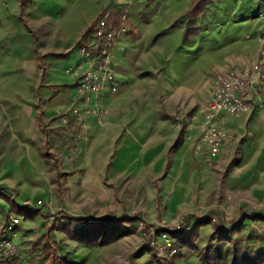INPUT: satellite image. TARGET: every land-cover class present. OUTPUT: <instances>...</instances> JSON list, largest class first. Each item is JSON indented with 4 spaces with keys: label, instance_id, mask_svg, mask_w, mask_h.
I'll return each mask as SVG.
<instances>
[{
    "label": "rangeland",
    "instance_id": "1",
    "mask_svg": "<svg viewBox=\"0 0 264 264\" xmlns=\"http://www.w3.org/2000/svg\"><path fill=\"white\" fill-rule=\"evenodd\" d=\"M194 1L77 0L66 9L67 17L78 21L82 17L86 22L95 16L97 6L107 2L112 5L126 3V6L115 8L110 5L105 9L110 13L120 10L130 17L131 8L134 15H140L138 19L143 24L152 22L143 28L145 38L142 43L144 47L156 45L159 65L163 68L161 76L168 81L173 75L182 78L187 68L207 71L209 60L217 57L223 48L236 41L242 43L247 36L264 31V0H209L203 14L191 20L186 13ZM102 12L98 18L103 16ZM125 31H120L117 36L116 50L123 49L112 56L113 62H122V65H127L124 54L135 42L130 35H125ZM261 53L264 54L263 49ZM37 59L39 71L30 84L0 85V242L10 219L17 217L20 220L10 256L0 264H204L200 255L205 253L210 236L214 239L210 252L212 264H229L235 251H264V172L251 176L257 180L255 183L249 181L250 190L241 191L240 183L235 179L238 176L233 174V166L238 161L235 150L227 174L213 173L210 178L213 167L197 172L194 184L196 193H202V198L194 206L178 208L174 207L176 203L170 197L164 196L163 188L175 182H129L123 176L120 181L109 182L106 173L95 171L96 175H93L94 168L85 157L89 145L81 130L85 129L88 114H93L102 126L97 113L107 112L108 107L96 105L92 100L75 103L72 97L70 109L54 114L52 100L57 96V88L73 85L75 76L70 71L78 65H56L50 69L44 57ZM49 72L55 78L61 77L62 83L52 85ZM227 74L215 78L212 90L215 81ZM146 75L142 74V77ZM206 90L207 87L202 85L199 95ZM102 98L105 96L96 100ZM147 105L149 111L154 112L157 108L152 96ZM75 108L81 118L65 123L63 115ZM202 108L195 111L197 119L191 128L195 143L198 142L196 135ZM155 120L156 113H153L149 122L153 124ZM180 122L185 126L188 124L186 118ZM152 126H149V132H154ZM46 154L51 155L49 161L40 157ZM67 166L68 171L76 169L75 177L64 174ZM27 171L30 174L25 175ZM86 171L88 179L83 181ZM255 185L260 187L255 188ZM241 192L244 193L239 196ZM18 208L37 214L29 219L25 213H18ZM206 219L210 223L205 227L194 229L191 225L192 221ZM88 222L102 224L101 239L107 237L109 242L91 246L75 240L74 230L80 234ZM69 225L72 228L67 233L65 228ZM220 229L229 231L230 243H219ZM164 231L169 233L173 247L177 249L174 255L171 251L160 254L151 246ZM193 233L198 234L196 250L189 249L183 242L184 237ZM46 244L51 250L44 252ZM142 248H145L142 254L136 256Z\"/></svg>",
    "mask_w": 264,
    "mask_h": 264
},
{
    "label": "crops",
    "instance_id": "2",
    "mask_svg": "<svg viewBox=\"0 0 264 264\" xmlns=\"http://www.w3.org/2000/svg\"><path fill=\"white\" fill-rule=\"evenodd\" d=\"M76 1L0 0V85L4 86L6 83L8 86H14L19 82L23 85L30 84L39 71L36 49L38 58L44 57L50 69L56 65H80L82 57L79 44L102 9L110 5L115 8L127 5H112L107 2L97 6L95 18L84 22L82 17L79 21L67 17L68 7ZM129 16L130 24L135 30V42L131 43L132 47L124 54L127 65L114 62L119 91L116 94H106L105 98L99 101L92 99L94 104L108 107L107 116L101 126L93 114H88L85 129L81 130L86 134V142L89 145V152L85 157L94 168L92 174L96 175L95 171H98L97 174L106 173L109 182L120 181L122 176L129 182H175L174 185L168 183L163 187L164 196L170 197V200L176 203L174 207L194 206L197 200L202 198V193H196L194 184L197 172L213 167L211 170L214 171L209 172L210 178H213V173L227 174L236 150L238 161L236 166H233V174L238 176L235 179L239 181L241 191L250 190L249 181L253 183L257 180L251 176L255 177L256 174L264 172V101L256 103L253 112L248 115L226 119V129L232 140L211 164L204 155L195 152L200 140V130L198 129L196 135L198 142L195 143V133L191 128L194 127L195 111L212 98L216 77L235 68L252 70L261 65L264 72V54L261 53L264 43L259 44L264 42V31L247 36L242 43L236 41L223 48L217 57L209 60L207 71L187 68L182 78L173 75L172 79L166 81L161 76L163 68L159 65L156 45L144 47L142 43L145 38L143 28L152 22L143 24L138 19L140 15H134L131 8ZM125 32V35H128L130 31ZM122 49H115L113 53ZM145 73L147 75L142 77ZM51 75L49 72L52 85L62 83L61 77L55 78ZM72 80V86L57 88V96L52 100L54 114L66 112V109L72 106L76 78ZM202 85L206 86L207 90L199 95ZM149 96H152L157 104L154 112L149 111L147 105ZM153 113H156V120L152 124L149 118ZM182 118H186V126L184 122L181 124ZM149 126H152L154 132L148 131ZM181 133V145L172 152L171 149ZM30 155L34 156L33 153ZM39 164L43 166L40 161ZM67 169L69 166L64 174L67 177L73 176L76 169ZM28 173L27 171L25 175ZM87 175L88 171L84 173L83 181L88 179ZM259 187L255 185V188ZM251 188H254V185ZM242 193L244 192L239 193V196L243 195Z\"/></svg>",
    "mask_w": 264,
    "mask_h": 264
},
{
    "label": "built area",
    "instance_id": "3",
    "mask_svg": "<svg viewBox=\"0 0 264 264\" xmlns=\"http://www.w3.org/2000/svg\"><path fill=\"white\" fill-rule=\"evenodd\" d=\"M110 12L98 19L92 35L81 41L79 52L82 63L70 72L76 78L73 94L75 103L99 99L106 94H116L119 91V82L116 77L115 65L112 61L113 52L117 47V36L109 24ZM264 101V72L261 67L252 70L233 69L226 76L219 77L214 84L211 100L200 111V140L195 147L197 154H202L211 164L218 158L225 146L232 140L227 132L226 119L241 117L253 112L256 103ZM97 113V112H94ZM98 121L102 123L107 112L98 114ZM81 118L78 108L63 115L62 120L67 123L70 118ZM197 116L193 118L196 120ZM20 224L16 217L4 231L0 242V262L10 256L13 248L15 229ZM167 231L161 232L159 238L151 242V246L163 254L171 251L174 255L177 249Z\"/></svg>",
    "mask_w": 264,
    "mask_h": 264
},
{
    "label": "trees",
    "instance_id": "4",
    "mask_svg": "<svg viewBox=\"0 0 264 264\" xmlns=\"http://www.w3.org/2000/svg\"><path fill=\"white\" fill-rule=\"evenodd\" d=\"M209 0H195L192 7L190 8V10L186 13V16L189 17L191 20L196 19L197 17H199L200 15L203 14L204 12V8L207 5ZM23 3H25L23 1ZM107 9H103V15H105L107 13ZM99 19V18H98ZM98 19H96L91 27L89 28V30L87 31V33L84 35L83 37V41H85L87 38H89L93 31L95 26L98 23ZM129 17L126 16V14H124L122 11L120 10H114L111 11L110 13V18H109V24L110 26L113 27V30L115 33L120 32L122 29H125L126 31L129 30V34L133 39H135L134 33L135 30L133 28V26L130 24V21L128 20ZM133 34V35H132ZM37 58L39 57L38 54ZM183 139V133H181L178 141L175 143V145L172 147L171 151H175L177 148H179V146L181 145ZM43 158V160L45 161H49V159H51V155L50 154H46V155H42L41 156ZM13 207H16L15 204H13ZM18 213H25L26 216L29 219H32L35 217V215L37 214L36 211H31V210H27L26 208H18L17 210ZM85 223V221H80ZM210 223L209 219L206 220H195L191 222V225H194V229L196 228H201V227H205ZM71 228L70 225L66 226L65 231L67 233H69V231L71 232ZM103 229V225L99 224L96 225V223L94 222H88L87 225H85V229H83V231H80V234H77L78 232L76 230H74V239L77 240L78 242H81L82 244H87V245H97V244H105L109 242V239L107 237L102 238V231ZM179 233V232H178ZM219 237H218V241L219 243H223V242H228L230 243V233L229 231H224L222 229L219 230ZM172 235V234H171ZM182 236L181 234H177V236ZM229 236V237H227ZM198 238V234L193 233L191 236L189 237H184L183 238V242L184 244L191 250H196V240ZM100 239V240H99ZM214 239L213 237H209L207 239V246H206V251L203 255H200L201 257V261L204 264H212L211 263V257H210V252L212 250V243H213ZM145 248H142L140 250H138L136 252V256H140L142 254V251ZM51 250V247L49 244H46L44 246V252ZM229 264H264V251H256L255 253H238L237 251H235L234 256L232 261Z\"/></svg>",
    "mask_w": 264,
    "mask_h": 264
}]
</instances>
